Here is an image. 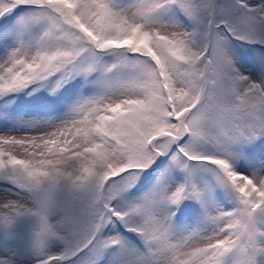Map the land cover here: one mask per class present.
<instances>
[{"label":"snow or ice","instance_id":"obj_1","mask_svg":"<svg viewBox=\"0 0 264 264\" xmlns=\"http://www.w3.org/2000/svg\"><path fill=\"white\" fill-rule=\"evenodd\" d=\"M0 264H264V0H0Z\"/></svg>","mask_w":264,"mask_h":264},{"label":"rangeland","instance_id":"obj_2","mask_svg":"<svg viewBox=\"0 0 264 264\" xmlns=\"http://www.w3.org/2000/svg\"><path fill=\"white\" fill-rule=\"evenodd\" d=\"M20 104L19 111L24 114L25 119L35 118L36 115L44 110L43 99L32 100L31 97H24L22 101H18Z\"/></svg>","mask_w":264,"mask_h":264}]
</instances>
